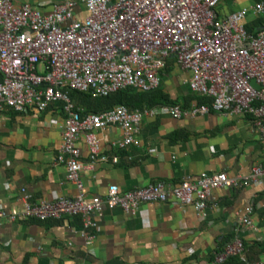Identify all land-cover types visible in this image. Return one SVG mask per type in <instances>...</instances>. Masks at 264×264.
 <instances>
[{
	"label": "built area",
	"instance_id": "built-area-1",
	"mask_svg": "<svg viewBox=\"0 0 264 264\" xmlns=\"http://www.w3.org/2000/svg\"><path fill=\"white\" fill-rule=\"evenodd\" d=\"M217 4L218 0H0V113L10 109L40 114L62 103L56 162L64 166L67 181L78 191L72 198L32 201L21 188L23 209L5 211L0 205V217L77 216L80 235L89 244L96 227L94 217L104 207L135 213L143 203L173 199L201 214L213 190L261 183L264 164H254L244 174L204 171L195 179L183 178L170 186L156 182L121 191L110 185L104 196H86L80 180L81 172L97 163H117L115 155L101 151L97 136L108 125L121 129L120 138L111 146L125 150L137 144L143 118L196 117L213 110L249 115L264 142V25L255 33L244 27L247 15L264 19V3L255 2L222 18L216 15ZM170 58L189 73V89L209 103L132 110L116 105L82 115L68 96L69 90L93 98L127 87L155 90ZM79 137L87 147L85 160L77 145ZM252 211L247 207L241 222L255 230ZM231 256L247 262L241 239L226 243L215 253L213 263L221 264Z\"/></svg>",
	"mask_w": 264,
	"mask_h": 264
},
{
	"label": "crops",
	"instance_id": "crops-1",
	"mask_svg": "<svg viewBox=\"0 0 264 264\" xmlns=\"http://www.w3.org/2000/svg\"><path fill=\"white\" fill-rule=\"evenodd\" d=\"M255 2L218 0L215 12L222 18ZM255 18L247 15L244 25ZM188 77L170 58L158 88L169 99L190 104L195 94L188 87ZM63 118L59 104L40 114L10 109L0 113V205L5 211L23 209L21 188L32 201L77 194L64 166L56 162ZM97 136L101 151L118 161L100 162L81 172L88 197L104 196L110 185L121 191L156 182L170 186L204 171L244 174L254 164H264V142L246 114L210 110L196 117L143 118L137 144L125 150L111 146L121 136L118 126L108 125ZM77 145L85 160L87 147L81 137ZM247 207L253 208L255 230L241 222ZM94 219V237L86 244L77 216L0 217V264H214L215 253L235 238L242 240L248 264H264V180L213 190L201 214L170 199L143 203L135 213L104 207Z\"/></svg>",
	"mask_w": 264,
	"mask_h": 264
},
{
	"label": "trees",
	"instance_id": "trees-1",
	"mask_svg": "<svg viewBox=\"0 0 264 264\" xmlns=\"http://www.w3.org/2000/svg\"><path fill=\"white\" fill-rule=\"evenodd\" d=\"M256 1L259 2L262 0ZM263 25L264 19L261 17H256L250 24H246L244 27L247 32L255 33L256 30H258V28ZM68 96L74 103L75 108L79 109L82 115L89 112L106 110L116 105H125L129 110H132L156 105L179 104L177 101L169 99V97L164 94L160 88L151 91H141L133 87H127L115 91L107 96L96 98L91 97L88 93L69 90ZM193 100L198 104L209 103L210 101L209 99L200 95H194ZM57 104L62 105L60 102ZM182 106L188 107L189 101L182 104ZM221 264H248V262H242L237 256H231Z\"/></svg>",
	"mask_w": 264,
	"mask_h": 264
},
{
	"label": "water",
	"instance_id": "water-1",
	"mask_svg": "<svg viewBox=\"0 0 264 264\" xmlns=\"http://www.w3.org/2000/svg\"><path fill=\"white\" fill-rule=\"evenodd\" d=\"M252 85L256 88H259V85H257L254 81H252Z\"/></svg>",
	"mask_w": 264,
	"mask_h": 264
}]
</instances>
